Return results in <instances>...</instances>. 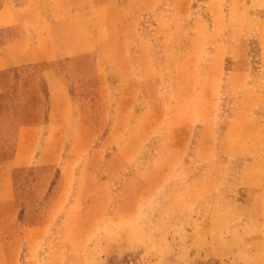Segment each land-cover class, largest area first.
<instances>
[{"label": "rangeland", "instance_id": "1", "mask_svg": "<svg viewBox=\"0 0 264 264\" xmlns=\"http://www.w3.org/2000/svg\"><path fill=\"white\" fill-rule=\"evenodd\" d=\"M1 6L62 43L58 67L80 84L67 146L82 156L63 191L57 174L40 188L37 172H15L20 222L0 221V264H264V0ZM46 72L3 84L0 150L41 115ZM47 129L28 137L48 144Z\"/></svg>", "mask_w": 264, "mask_h": 264}, {"label": "crops", "instance_id": "2", "mask_svg": "<svg viewBox=\"0 0 264 264\" xmlns=\"http://www.w3.org/2000/svg\"><path fill=\"white\" fill-rule=\"evenodd\" d=\"M30 21L31 18L21 16L19 12L8 6L0 7V32H3L0 34V95L8 93L6 89H3V84L6 81L12 82L14 91L11 92H16L15 89L22 88V83L27 74L34 69L44 68L48 70L46 73H49L45 78H41L42 83L40 79L36 90L32 91V93L40 94L41 100L34 108L41 110V115H36L31 121H19L16 139L11 151L3 156L4 159L0 158V221L15 223L20 222L19 204L16 203L13 192V175L15 172L25 169L37 172L39 174L38 181L41 184L40 188L43 187L42 183L48 177L51 179V176L57 174L61 183L55 190L63 191L66 190L63 182L64 176L70 173L68 169L74 165V161L82 156H77L67 146L69 142L75 140L69 139V129L76 130L81 125V119L77 117L76 112L79 105L77 98V87L80 86L77 83L78 76L68 75L58 67L57 61L64 55L62 43L59 48L54 50L50 43L54 35L49 30L46 32L44 28L42 30L27 28V24L32 25ZM38 25L42 27L40 24ZM43 27L46 26L43 25ZM33 37L35 38L32 40ZM32 48L34 52L31 51ZM80 52L82 50L74 53V55L81 57ZM30 62L35 64L29 65ZM20 94L23 96V93ZM51 125L54 126V131L49 137L48 144H45V139L37 140L28 137L32 133L42 132L40 134L46 135L45 138L47 139L46 131ZM81 133L79 130V135ZM63 157L65 158L64 161H62ZM59 198L53 195V198L41 201L40 205L46 204L49 213L56 212L59 210L57 207ZM47 216L41 217L39 225L35 227L39 229V234L44 231L42 226ZM25 263L30 264L31 261L28 260Z\"/></svg>", "mask_w": 264, "mask_h": 264}, {"label": "trees", "instance_id": "3", "mask_svg": "<svg viewBox=\"0 0 264 264\" xmlns=\"http://www.w3.org/2000/svg\"><path fill=\"white\" fill-rule=\"evenodd\" d=\"M10 91H14L13 90V84H12V82H11V84H10ZM1 96V95H0ZM11 149H12V147L9 145V143H5V144H3V148L0 150V152H2L3 153V156H5V155H7L10 151H11ZM27 172L28 171H33V170H31V169H25ZM25 170H21V171H25Z\"/></svg>", "mask_w": 264, "mask_h": 264}]
</instances>
